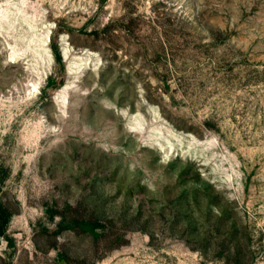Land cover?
<instances>
[{"label": "rangeland", "instance_id": "obj_1", "mask_svg": "<svg viewBox=\"0 0 264 264\" xmlns=\"http://www.w3.org/2000/svg\"><path fill=\"white\" fill-rule=\"evenodd\" d=\"M0 176V264H264V0H0Z\"/></svg>", "mask_w": 264, "mask_h": 264}, {"label": "trees", "instance_id": "obj_2", "mask_svg": "<svg viewBox=\"0 0 264 264\" xmlns=\"http://www.w3.org/2000/svg\"><path fill=\"white\" fill-rule=\"evenodd\" d=\"M107 30V28H105ZM75 30L71 29L70 32L73 33ZM77 33L80 35H85V36H93L95 38H100L101 32L99 30H91V31H85V30H77ZM52 41V40H51ZM56 59L61 61L62 57L61 54L57 53ZM4 182V178L0 176V240L1 238H5L8 242L12 241V238H10L7 235V230L10 224V219L12 215V210L11 208L6 204V202L3 200L1 191H2V184ZM76 225H80V222L77 220L74 221ZM91 224V223H90ZM92 226L90 227L91 229H96L97 223L91 224Z\"/></svg>", "mask_w": 264, "mask_h": 264}, {"label": "bare ground", "instance_id": "obj_3", "mask_svg": "<svg viewBox=\"0 0 264 264\" xmlns=\"http://www.w3.org/2000/svg\"><path fill=\"white\" fill-rule=\"evenodd\" d=\"M50 34V33H49ZM158 142V141H157ZM160 143V142H159Z\"/></svg>", "mask_w": 264, "mask_h": 264}]
</instances>
